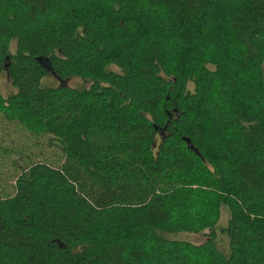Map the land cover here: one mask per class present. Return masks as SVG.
Instances as JSON below:
<instances>
[{
	"label": "trees",
	"instance_id": "16d2710c",
	"mask_svg": "<svg viewBox=\"0 0 264 264\" xmlns=\"http://www.w3.org/2000/svg\"><path fill=\"white\" fill-rule=\"evenodd\" d=\"M3 70L0 264H264V0H0Z\"/></svg>",
	"mask_w": 264,
	"mask_h": 264
},
{
	"label": "rangeland",
	"instance_id": "374dc122",
	"mask_svg": "<svg viewBox=\"0 0 264 264\" xmlns=\"http://www.w3.org/2000/svg\"><path fill=\"white\" fill-rule=\"evenodd\" d=\"M46 81L52 84H58L59 82L64 81V83L72 86H81L85 84V80L77 76H72L64 80L52 74L49 75ZM0 89L4 94H8L15 89L5 70L0 73ZM0 135V146L11 147L10 152H5L3 147H0V192L3 193L5 192L3 190L4 188H7L10 191L13 189V186L15 185L16 173L20 170L19 164L26 163L21 150L27 151L31 149L35 153H39V157H51L53 147L47 146V138L41 136L40 133L33 134L19 122L3 120L0 123ZM42 138H44L42 140L44 146H42L41 143L36 142L37 139ZM228 217V210L223 208L221 225L227 224ZM171 236L195 242H200L207 238L205 233L189 231L172 233ZM228 240L229 237L218 229L217 244L225 253H229L230 251V244Z\"/></svg>",
	"mask_w": 264,
	"mask_h": 264
}]
</instances>
